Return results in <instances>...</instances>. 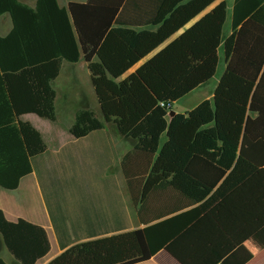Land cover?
<instances>
[{
    "label": "trees",
    "instance_id": "trees-1",
    "mask_svg": "<svg viewBox=\"0 0 264 264\" xmlns=\"http://www.w3.org/2000/svg\"><path fill=\"white\" fill-rule=\"evenodd\" d=\"M183 1L145 0V14L159 27L135 33L113 27L123 0L70 1L67 7L37 0L34 8L0 0V14L12 19L11 30L0 36V187L16 188L31 172V160L47 150L40 132L18 116L32 112L54 120L51 81L63 59L74 62L82 54L104 121L79 109L70 134L84 137L115 122L135 143L122 169L142 199L162 182L200 202L192 217L202 216L188 220L178 235L149 226L78 243L48 264H133L160 248L181 264H245L251 258L244 241L264 226V0H234L232 31L223 40L227 4L221 1L115 80L214 0ZM221 43L225 69L212 98L167 121L174 102L214 76ZM0 235L22 264H35L50 248L42 227L9 221L1 209ZM0 264L7 263L0 258Z\"/></svg>",
    "mask_w": 264,
    "mask_h": 264
},
{
    "label": "crops",
    "instance_id": "crops-1",
    "mask_svg": "<svg viewBox=\"0 0 264 264\" xmlns=\"http://www.w3.org/2000/svg\"><path fill=\"white\" fill-rule=\"evenodd\" d=\"M18 1L34 8L37 0ZM70 1L83 3L87 0H57V3L60 7H67ZM97 1L104 5L111 3V0ZM189 1L184 0L181 4ZM221 1L227 4V17L222 25L223 40L232 31L234 0H214L115 80L126 78ZM145 12V0H123L115 16L118 22L113 27L135 33L156 32L159 24L149 21L150 16ZM11 28L10 14H0V36L8 34ZM221 48L222 43L218 47V56ZM217 83L204 99L212 98ZM51 85L56 94L54 120L32 112L18 116L40 132L47 150L31 160V172L20 178L16 188L0 187V209L6 219L16 221L22 218L46 231L50 248L35 264H48L67 248L88 240L149 226L157 228L155 230L163 235H178L189 227L191 222L187 221L194 218L193 212L200 202L190 201L176 188L162 182L154 184L143 199L138 187H130L122 169V159L135 143L120 134L115 122H104L103 128L84 137L75 138L70 134L69 126L79 109H91L104 121L83 55L74 62L63 59ZM171 111L166 115L167 121L178 113ZM165 138L163 135L162 143ZM200 216L202 213L194 220ZM183 224V228H179ZM0 238V258L7 264H22L8 251L1 235ZM244 247L252 255L245 264H264V226L244 241ZM133 264L181 263L166 249L160 248L148 260Z\"/></svg>",
    "mask_w": 264,
    "mask_h": 264
},
{
    "label": "rangeland",
    "instance_id": "rangeland-1",
    "mask_svg": "<svg viewBox=\"0 0 264 264\" xmlns=\"http://www.w3.org/2000/svg\"><path fill=\"white\" fill-rule=\"evenodd\" d=\"M224 62L225 60L223 56V49L221 48L219 53V64L216 68L214 76L210 80H208L204 85L197 87L186 96L174 102L171 110L183 113L190 110L191 108L196 106L201 100H203L205 96L210 92V90L214 88L217 81H219V78L223 73L222 65L224 64Z\"/></svg>",
    "mask_w": 264,
    "mask_h": 264
},
{
    "label": "built area",
    "instance_id": "built-area-1",
    "mask_svg": "<svg viewBox=\"0 0 264 264\" xmlns=\"http://www.w3.org/2000/svg\"><path fill=\"white\" fill-rule=\"evenodd\" d=\"M161 104H163V103H161Z\"/></svg>",
    "mask_w": 264,
    "mask_h": 264
},
{
    "label": "clouds",
    "instance_id": "clouds-1",
    "mask_svg": "<svg viewBox=\"0 0 264 264\" xmlns=\"http://www.w3.org/2000/svg\"><path fill=\"white\" fill-rule=\"evenodd\" d=\"M257 250H258V248H257Z\"/></svg>",
    "mask_w": 264,
    "mask_h": 264
},
{
    "label": "water",
    "instance_id": "water-1",
    "mask_svg": "<svg viewBox=\"0 0 264 264\" xmlns=\"http://www.w3.org/2000/svg\"><path fill=\"white\" fill-rule=\"evenodd\" d=\"M171 113H172V111H171Z\"/></svg>",
    "mask_w": 264,
    "mask_h": 264
}]
</instances>
